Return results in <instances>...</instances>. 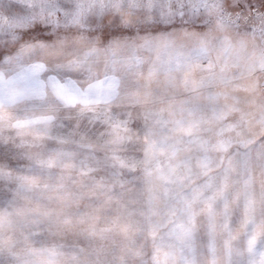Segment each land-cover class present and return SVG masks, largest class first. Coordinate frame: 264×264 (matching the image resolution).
Segmentation results:
<instances>
[{
  "label": "clouds",
  "instance_id": "obj_1",
  "mask_svg": "<svg viewBox=\"0 0 264 264\" xmlns=\"http://www.w3.org/2000/svg\"><path fill=\"white\" fill-rule=\"evenodd\" d=\"M0 264H264V0H0Z\"/></svg>",
  "mask_w": 264,
  "mask_h": 264
}]
</instances>
